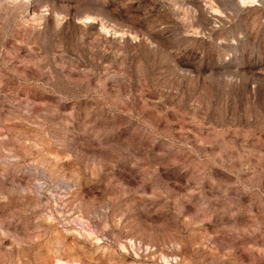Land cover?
Instances as JSON below:
<instances>
[{
	"label": "rangeland",
	"instance_id": "obj_1",
	"mask_svg": "<svg viewBox=\"0 0 264 264\" xmlns=\"http://www.w3.org/2000/svg\"><path fill=\"white\" fill-rule=\"evenodd\" d=\"M0 264H264V0H0Z\"/></svg>",
	"mask_w": 264,
	"mask_h": 264
}]
</instances>
